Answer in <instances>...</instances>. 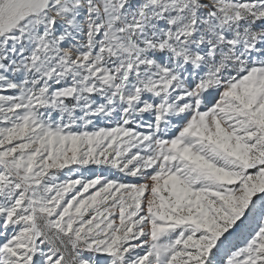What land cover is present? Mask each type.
Listing matches in <instances>:
<instances>
[{"label":"snow or ice","instance_id":"1","mask_svg":"<svg viewBox=\"0 0 264 264\" xmlns=\"http://www.w3.org/2000/svg\"><path fill=\"white\" fill-rule=\"evenodd\" d=\"M0 264H264V0H0Z\"/></svg>","mask_w":264,"mask_h":264}]
</instances>
